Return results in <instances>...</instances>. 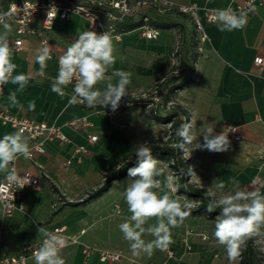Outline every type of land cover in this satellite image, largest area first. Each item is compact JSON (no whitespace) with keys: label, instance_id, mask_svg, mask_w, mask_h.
<instances>
[{"label":"crops","instance_id":"crops-1","mask_svg":"<svg viewBox=\"0 0 264 264\" xmlns=\"http://www.w3.org/2000/svg\"><path fill=\"white\" fill-rule=\"evenodd\" d=\"M9 1L0 0V7ZM163 1L176 5L195 3L202 8L199 17L208 35L203 52L197 50L196 33L189 17H173L151 9V24L165 22L154 25L159 27L160 35L147 40L140 30H130L120 41L113 39L115 63L106 76H112L116 70L131 74L129 95L121 102L155 92L159 85L163 88L170 82L186 81L166 100L189 115L188 121L193 120L198 134L201 127L209 124H214L216 133L224 127L236 128V138L230 139L229 151L213 153L196 149L189 158L184 154L196 173L190 177L191 184L207 190L214 182L224 183L227 192L235 182L242 189H259L264 193V161L259 158L264 151V69L254 63L256 57H264V0H257V10L247 14L243 29L232 31H220L216 23H208L204 10L217 11L229 6L234 10L232 0ZM171 21L176 25L166 23ZM11 29L8 39L13 63L17 65L13 75L24 73L32 79L23 92L17 93L19 104L16 106H12L7 97L17 86L5 85L0 105L18 116L59 126L69 142L48 143L46 154L37 155L33 161L23 156L16 160L17 171L33 173L39 178V184L20 194L24 210L12 217L4 215L0 203V259L17 255L24 245L40 241L43 235L38 228L65 226L69 234L79 239V244L62 249L65 264H241L239 256L230 261L225 248L215 241V226L205 215L188 217L171 229L173 243L168 251L174 252V258L168 257V251L158 249H154L151 256L132 255L129 242L118 227L131 215L123 198L130 178L114 181L99 198L84 203L83 200L103 183L108 173L133 156L138 144L157 137L161 130L158 120L148 119L134 106L119 105L113 111L110 105L89 108L70 104L69 86L64 89V96L51 90L58 73L57 55L64 53L79 33L88 30L84 19L73 17L54 23L48 33L53 57L47 61L43 76L35 61L39 41L27 38L23 49L15 51V28L11 25ZM3 31L0 28V33ZM117 79L112 77V83ZM106 84L107 80L101 81L95 87L103 91ZM30 101H35V111L28 110ZM13 132L16 131L9 125L0 124V138ZM89 135H97L99 141L88 144ZM199 139L203 143V137ZM28 143L30 147L29 139ZM80 145L88 146L89 153L81 162L66 166V161ZM163 163L170 167L169 161ZM7 174L0 173V182ZM171 195L175 198L179 194ZM155 223V219L149 220L145 227ZM255 236L264 252V227L261 234ZM143 238L146 242L154 239L149 234ZM86 246L94 249L88 259ZM101 252L119 253L121 258L103 263L99 259ZM28 264H34V260L30 259Z\"/></svg>","mask_w":264,"mask_h":264},{"label":"clouds","instance_id":"clouds-1","mask_svg":"<svg viewBox=\"0 0 264 264\" xmlns=\"http://www.w3.org/2000/svg\"><path fill=\"white\" fill-rule=\"evenodd\" d=\"M81 9H75V13ZM58 8L53 4L47 10L44 24L53 23ZM12 13H0V94L4 86L11 83L16 85L15 91L9 93L7 99L12 106L19 104L17 93L23 92L32 77L24 73L13 75L17 65L12 60L8 33L11 25L8 17ZM212 21L217 24L220 31L243 29L247 24V13H237L231 6L216 11ZM19 43V42H17ZM52 47L47 40L42 41L41 47L36 50L35 61L39 64V74L44 75L47 61L52 59ZM114 44L108 31L97 34L87 30L79 33L78 38L67 47L59 57L58 73L51 85V90L60 96L66 93L64 89L73 84V94L69 98L70 104L82 103L89 108L97 106H111L117 110L122 98L129 95L128 87L131 84V74L123 70H116L112 76H106L110 66L115 63ZM112 77H117V82L112 83ZM107 80L106 88L101 91L95 86ZM23 106L21 105V108ZM35 101H30L28 110L35 111ZM214 124L201 127L197 131L196 124L191 119L183 123L175 135L179 138L178 149L187 154L188 158L196 150H207L213 153H224L230 150L231 140L229 132H234L231 127H224L219 133L214 131ZM24 129L9 133L0 138V173H8L7 180L24 188L30 183L29 176L20 177L15 168L9 170L19 157L31 159L32 153L28 138L24 136ZM203 137V143L200 137ZM43 151V149H41ZM136 166L128 169L130 178L123 192V198L131 214L128 220L118 225L123 238L129 242L133 256L147 254L151 256L154 249L168 251L173 243L171 229L178 227L190 215L193 207L187 196L171 194L178 193L181 185L179 177L173 173L165 176L164 180L158 179L164 174V169L159 167L163 162L152 156V150L147 142L138 144L135 148ZM181 174L184 169L180 170ZM188 176H196L192 166L187 168ZM134 178V179H133ZM256 181H253L255 185ZM187 187L186 185L184 186ZM224 183H213L205 193L210 198L206 207L208 213L219 209L215 217L213 237L215 241L225 248L230 261L235 260L239 250L245 242L261 234L264 227V193L259 189H242L238 183H233L231 189L225 192ZM4 188L0 186V191ZM39 191V189H37ZM159 190V191H157ZM219 193V195H218ZM155 219L154 225L145 227L149 220ZM39 234L44 239L40 246L32 251L31 258L34 264H65L61 255L62 249L68 246V240L60 234V230L49 232L47 229L38 228ZM145 234L154 237L151 241L143 238ZM21 264L25 258L21 257Z\"/></svg>","mask_w":264,"mask_h":264},{"label":"built area","instance_id":"built-area-1","mask_svg":"<svg viewBox=\"0 0 264 264\" xmlns=\"http://www.w3.org/2000/svg\"><path fill=\"white\" fill-rule=\"evenodd\" d=\"M210 1V0H206ZM235 4L237 13L244 11L247 14L253 13L257 10V0H232ZM58 8V13L52 24L45 25L47 19L46 13L51 5ZM80 7V11L75 13V9ZM151 9L156 10L160 14H169L173 17L186 16L190 18L196 33L195 40L197 42V50L199 53L203 52V46L208 40V35L205 31V26L199 17V11L202 9L199 5L193 3L190 5H176L174 3L163 0H10L5 5L0 7V13H12L8 17V22L15 28L14 48L15 51L23 49L24 41L27 38L37 39L39 41V48L42 41L48 39V33L53 28L57 20L68 21L73 17H80L87 22L88 30L95 31L97 34H102L108 31L112 39L121 40L125 33L130 30H140L141 35L147 40L156 39L160 35V29L151 25ZM205 16L208 23H214L212 17L216 14L215 10H207ZM141 23L140 26L129 29L127 26L133 23ZM78 38V36H77ZM19 42V43H17ZM63 54L57 55V61ZM53 57V54L51 52ZM254 63L260 69H264V57L258 56L254 59ZM71 88L70 96L73 94V84L68 85ZM157 94V91H155ZM157 101L158 98H155ZM77 106H85L82 103H76ZM154 111L157 105L153 104ZM157 112L155 111L154 114ZM84 124L86 119H82ZM0 124L9 125L15 131L24 129V136L31 141L30 150L32 158L27 159L33 161L37 155H44L47 152V144L50 142L67 143L69 139L63 133L61 128L55 124H47L38 122L34 119L18 116L11 112L8 108L0 105ZM75 123H72V125ZM234 130L229 132V139L235 140L236 128L228 129ZM99 141L97 135H89L88 144H96ZM43 149V151H41ZM89 153V148L86 145L76 146L73 156L66 161L65 165L70 166L75 161L81 162L83 157ZM259 158L264 161V151L259 154ZM15 168L16 174L20 177L29 176L30 183L24 188H20L17 184H12L7 180V175L4 180L0 182V186L4 188L0 191V203L3 213L6 217H12L16 213L24 210V202L20 198L22 192L35 187L39 184V178L33 173L26 171L19 173L16 168V161L9 165V170ZM60 230V234L65 236L68 240V246L65 248L79 244L78 237L67 232L65 226H55L48 229L49 232ZM44 237L35 243L27 244L22 247V250L17 255L4 257L0 259V264H21V257L25 260L23 264H28L31 258L32 251L40 246ZM94 249L86 246L85 256L88 259ZM168 257L174 258V252L168 251ZM121 255L114 252H101L99 259L101 262H116L119 261Z\"/></svg>","mask_w":264,"mask_h":264},{"label":"trees","instance_id":"trees-1","mask_svg":"<svg viewBox=\"0 0 264 264\" xmlns=\"http://www.w3.org/2000/svg\"><path fill=\"white\" fill-rule=\"evenodd\" d=\"M161 24H164L165 22L158 21ZM156 22H152L151 25H155ZM169 25L175 24V22H166ZM141 23H133L129 24L127 27L129 29H134L138 26H140ZM159 28V27H158ZM189 79V78H188ZM187 79V80H188ZM184 81L183 83H178L175 85V83H172V85L175 86L173 89H179L185 85ZM165 88H163L164 90ZM157 94L161 98H163V91L161 85L157 86ZM172 92V90L170 91ZM145 100L143 99H131L127 101H123L120 103V105H127V106H134L137 107L144 103ZM154 118H161L160 115L154 114ZM189 115L183 111L182 116H177V115H168L165 116V121L172 123V128L170 131V137L171 140L168 143H163V142H155L149 144V147L152 150V156L155 159L158 160H164V161H169L170 162V167L174 170L175 174L179 177V183L181 185L180 189L178 190L179 195H185L188 198H195L199 200V205L197 207L191 208L190 210V215L188 217L192 216H201V215H206L209 217H216L219 214V209L212 213H208L206 211V207L209 203L210 198L206 197V189L199 188L196 185L191 184L190 182V176L187 175V168L189 167V161L183 157V152L178 149L177 145L179 143V138L175 135L176 130L186 121H188ZM133 158H129L125 160L118 168L114 169L110 173H108L105 178L103 183L94 191L88 194V196L83 200L84 202H88L91 200H94L96 198H99L103 194H105L111 184L116 181L123 179L127 177L128 169L131 167L136 166V157L132 156ZM184 169V173L181 174L180 170ZM187 186L186 188L184 186ZM187 217V218H188ZM247 241H251L250 239ZM254 249L252 245H247L246 248L244 249L243 253H240L238 256L240 257L241 264H264L261 263L260 261H256L254 257Z\"/></svg>","mask_w":264,"mask_h":264},{"label":"rangeland","instance_id":"rangeland-1","mask_svg":"<svg viewBox=\"0 0 264 264\" xmlns=\"http://www.w3.org/2000/svg\"><path fill=\"white\" fill-rule=\"evenodd\" d=\"M178 73H180V72H178ZM176 84H178V83H175V85ZM163 88H165V89L163 90ZM163 88H162V91L165 93V96H163V98H160L158 96V94H156L154 91H152V92L150 91V92L146 93L145 95L139 97L140 99L145 100V102L142 103L141 105L137 106V108L141 109L142 113H144V115L148 119L151 120V118L155 117L154 116L155 111L157 112L156 113L157 115L161 116V118H155L156 120H158L156 122L159 123L161 130L157 134V137H155V139L150 137L148 140H145V142H147L148 144L155 143V142L168 143L171 140V138H169V137H170V131L172 128V123L165 121V119H163V118H165V116H168V115L182 116L183 111L175 103L170 104V103H167L169 101L166 100V99L170 100V96L172 94H174L175 92H177V89H173V88H175V86L172 85V82H170L168 85H166ZM171 90H172V92H170ZM155 98H158V100L156 101ZM154 103H155V105H157V107L155 108V111L153 110L154 109V107H153ZM168 107H169V109H167ZM142 143H144V141ZM133 156H135V153L133 154ZM183 157H184V155H183ZM130 158L132 159L133 157H130ZM160 161L166 162L164 160H160ZM159 167H162L164 169V174L160 176L162 181L164 180V178H165L164 176L166 174H169V173L175 174L174 170L169 166L167 167L166 163H162L161 166H159ZM189 200L193 204L192 208L197 207L200 203L199 200L195 199V198H189ZM206 217L208 220L213 221V225L215 226V217H209V216H206ZM249 239L251 241H246L245 244L241 246V248L239 250V254L243 253L244 249L246 248V246L248 244L252 245V247L254 249L253 254H254L256 261H260L261 263H264V252L260 248L259 244H257L256 236H253Z\"/></svg>","mask_w":264,"mask_h":264}]
</instances>
